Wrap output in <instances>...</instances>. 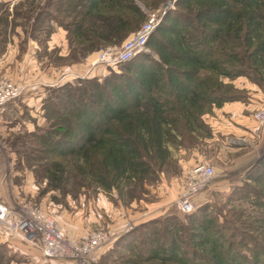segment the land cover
Here are the masks:
<instances>
[{
    "label": "trees",
    "instance_id": "1",
    "mask_svg": "<svg viewBox=\"0 0 264 264\" xmlns=\"http://www.w3.org/2000/svg\"><path fill=\"white\" fill-rule=\"evenodd\" d=\"M36 1L22 3L30 5L25 12L16 5L14 27L21 18L31 25L33 40L45 45L40 23L55 21L67 31L76 60L122 43L146 23L145 9L168 0ZM4 4L0 23H9L1 15ZM147 47L154 55H138L121 65L120 74L46 89L48 127L31 136L41 146L33 143L35 154L53 159L43 170L54 189L75 180L105 193L116 190L126 203L140 202L176 163L174 151L211 136L204 118L213 108L247 99L232 82L244 77L264 90V0H178ZM246 182L252 198L238 187L229 200L239 194L250 210L231 203L213 217L204 205L186 223L156 220L106 248L101 259L122 250L137 261L120 253L116 264H264V156ZM5 252L0 249V259Z\"/></svg>",
    "mask_w": 264,
    "mask_h": 264
},
{
    "label": "rangeland",
    "instance_id": "2",
    "mask_svg": "<svg viewBox=\"0 0 264 264\" xmlns=\"http://www.w3.org/2000/svg\"><path fill=\"white\" fill-rule=\"evenodd\" d=\"M26 1L0 0V2L5 3L1 15L4 13L3 15L8 16V21H10L9 23H6V21L0 23V52L3 60V62L0 60L2 64V66L0 65V78L12 79L24 87H32L38 81L41 72L43 76L47 77L48 84H46L50 85L46 89H52L67 83L75 86L79 81L93 77H97V79L102 81L111 73H121V66L114 71L104 66L93 67L92 61L99 52L109 47L120 48L125 40L120 44L103 47L82 58L78 55L77 61L73 60L71 59L72 49L67 39L68 33L65 29L59 27L55 21L48 19L40 23L44 30H42L41 34L39 33V37L43 38L42 41L48 39L45 45L33 40L34 37L30 35L31 25H27L21 18L18 20L19 26L16 25L14 27L13 21L15 20L13 18L16 5L21 6L25 12L30 9V5L22 6V3H26ZM44 1L46 0H37V6H42ZM173 1L168 0L154 11H148L144 7L143 9H145L148 18L151 14L161 16L166 12L164 17H161L162 24L166 15L176 9L178 0H175V3ZM33 13L31 15H36V13ZM52 28L53 33L48 35L47 32ZM30 47L32 49L29 55ZM145 53L154 55L148 47ZM49 69H51L48 72L50 76L45 75ZM1 73H4V75ZM7 73H10V75H5ZM225 81L229 82L228 79ZM232 83L239 91L247 95V99L237 102L246 104L256 102L260 96L262 97L261 101L264 102V90L251 83L247 78H239ZM262 102L252 112L253 119L254 114L264 108V103ZM43 113L42 104L33 103L28 105L27 103L23 104L21 100L14 102L12 105L9 104L2 110L0 123V174L6 175L8 184L10 180L14 181L16 179L19 183L17 186L20 183L24 185L22 179L28 176L35 183L38 195L34 199L29 198L32 200L27 201H31L49 213L59 224L63 225L65 230L66 226H68L74 232L75 230L81 232L82 236L97 230L112 231L114 234L113 245L122 237L134 233L147 223L156 220L163 222L169 217H178L186 223V216L194 214L204 205L211 207L213 217H218L220 211L224 215L225 210H229L230 207H233L232 204L235 203V205L239 204L245 209L250 210L252 208L251 204L244 202L239 194L234 202H230L229 197L233 196L234 189L243 187L241 189H244L245 194L242 195L249 197V199L252 198L250 190L244 185L247 183L251 170L264 156V129L260 132H254L257 126L256 123L252 128V133L255 136V139H252L253 145L247 148L246 145L249 142L245 138L237 139L234 136L216 135L205 122L211 128V136L206 135L195 148L181 150L178 154L174 153L176 155L174 157L176 163L168 172L162 174L159 182L147 187V192L142 195L140 202L135 201L131 204L126 203L125 199L121 198L116 190L112 193H105L93 188L90 184L79 183L75 180L63 183L58 189L53 188V184L48 179L46 180L43 170L53 159L44 158L45 156L41 153L36 155L33 151L34 144L36 148L41 147L37 141L34 142L36 140L34 138L41 135V131H38V129H46L48 127ZM212 113L213 110L210 114ZM241 117V114L232 113L228 120L233 123ZM31 135L36 136L33 137ZM201 162L214 166L216 174L210 186L195 197V211L185 215L178 210L177 199L187 186L189 169ZM257 187L259 188L260 186ZM219 219L222 221V218L219 217ZM2 230L4 229L0 227V249L6 248V252L0 259V264H30L27 256L21 254L18 248L14 249L9 244L13 237L4 235L1 232ZM157 244H152V247ZM142 247L140 248L141 250ZM120 253L125 257H134L133 254L132 256L131 254L127 255L122 250ZM119 254H114L111 256L113 258L108 257L106 260L105 258L101 259L100 264H116L113 261L118 259ZM44 260L45 263L49 261L45 258ZM237 263L244 264L242 261H237ZM139 264H159V262L150 261Z\"/></svg>",
    "mask_w": 264,
    "mask_h": 264
},
{
    "label": "built area",
    "instance_id": "3",
    "mask_svg": "<svg viewBox=\"0 0 264 264\" xmlns=\"http://www.w3.org/2000/svg\"><path fill=\"white\" fill-rule=\"evenodd\" d=\"M165 14H151L141 29L127 38L120 48L109 47L99 52L92 66H104L115 71L122 64L147 52L148 42ZM25 90L26 87L12 79L0 78V123L2 110L21 98ZM254 121L257 125L254 132L264 129V108L254 114ZM215 174V167L205 162L189 169L187 186L176 203L181 213L188 215L195 211V197L210 186ZM0 227L8 237L23 235L26 240L38 243L46 260L71 259L77 264H100L102 254L114 240L113 232L107 230L70 237L49 213L27 200L12 205L0 201Z\"/></svg>",
    "mask_w": 264,
    "mask_h": 264
},
{
    "label": "crops",
    "instance_id": "4",
    "mask_svg": "<svg viewBox=\"0 0 264 264\" xmlns=\"http://www.w3.org/2000/svg\"><path fill=\"white\" fill-rule=\"evenodd\" d=\"M31 47L29 48V51H28L29 55L31 54V49H32ZM50 48H52V46H50ZM0 60H2L1 52H0ZM0 65L2 66L1 63ZM50 70L51 69H49L47 73ZM47 73L45 75L50 74V73L48 74ZM1 74L4 75V73H1ZM5 75H10V73H7ZM47 81H48L47 77L43 76L40 72V77L38 78V81H36V84L33 85L32 87H26L24 95L20 99L14 102H18L19 100H21L23 104L27 103L28 105L33 104V103L42 104V100L45 97L46 87L50 86V85H47L48 84ZM261 99L262 97L260 96L258 100H256V102H252L248 104L241 103V102H235V103H227L220 108L215 107L213 109V113L205 117V122L212 128V130L216 133V135L219 134V135H224L228 137L234 136L237 139L245 138L249 142V144L246 145V147L247 148L252 147L253 145L252 139H255L254 138L255 136L252 133V128L255 124V121L252 118L253 117L252 112H254L255 109L261 105V102H262ZM14 102H12L10 105H12ZM232 113L241 114L242 117L238 119L237 121L231 123L229 122L228 118ZM246 147H240V148H246ZM174 153L178 154V151H174ZM174 157H176V155H174ZM5 176H6L5 174L3 175L0 174V201H2L3 203L12 205L14 203H17L23 200H32L29 198L34 199L38 195V191H37V187L35 183H33V181L29 179L28 176L22 179V182L24 183V185L20 183L19 186H17V184L19 183L16 181V179L14 181L10 180L8 184L6 180L7 178ZM66 230H67L66 231L67 234L70 237L82 236L81 232H79L78 230H75L74 232V230L68 226H66ZM72 232H74L73 235H71ZM9 244L14 249L18 248L21 254H24L25 256H27V258L30 261V264H77L75 261L70 260V259H51L45 263L42 250H41V246L38 243H33V242L26 240V238L23 235H17L13 237L11 241L9 242Z\"/></svg>",
    "mask_w": 264,
    "mask_h": 264
}]
</instances>
